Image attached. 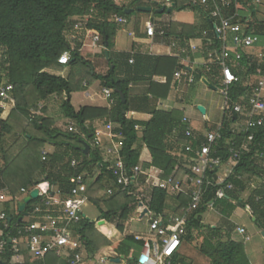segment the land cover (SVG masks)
Here are the masks:
<instances>
[{
  "label": "trees",
  "instance_id": "1",
  "mask_svg": "<svg viewBox=\"0 0 264 264\" xmlns=\"http://www.w3.org/2000/svg\"><path fill=\"white\" fill-rule=\"evenodd\" d=\"M146 1L144 3L143 0H133L128 6H118L114 0H0V86L12 84L13 98L16 101V108L7 120L1 118L3 111L0 108V192H7L10 197V200L0 203V212H4L8 217L10 230L6 231V234H10V237L17 236V228L22 227L25 214L29 209L41 204L44 199L39 198L25 211L20 212L19 207L22 203L17 202V196L23 189L30 190L43 183L57 187L62 201L72 197L73 190L78 188L80 193L88 197L89 202L101 211L98 221L93 222L83 218L74 227V231L83 240L86 251L93 255L101 246H111L112 243L106 237L112 239L117 236L106 223L100 224L99 221L105 220L113 224L120 233L124 234L126 223L141 201H144L150 211L157 216L166 214L172 203L177 206L176 214H182L183 209H187L191 201L188 194L182 193L172 197L168 192L157 187L151 189L147 201L139 200L135 192L137 188L134 186L124 192H116L108 199L99 200L97 194L92 195L94 189L97 187L94 192L97 193L104 190L107 184L114 185L118 173L114 164L104 160L99 148L91 149L87 155L82 146L85 139L89 141L95 137L96 129L89 123L108 117L109 121L118 126L114 133L123 139L120 156L130 172L140 166L142 151V148L138 147L140 143L147 146L152 157L151 162L143 164L144 171L156 168L163 172L161 180L174 176L176 181L184 173L191 171L189 167H192L193 163L186 159L184 153V145L190 141L185 135L186 126L182 123L181 112L155 109L148 122L127 118V113L130 111L128 99L132 83H150V95L157 102L166 100L172 91L176 73L185 67L177 57L138 56L131 64V55L113 54L111 52L114 47L113 41L116 32L120 30L116 18H130L138 7L143 4L150 7L152 3L157 5V11L153 12L159 16L165 15L169 10L200 12L206 17L210 26L208 33L212 42L210 50L221 49L223 46L222 39L216 34L219 22L210 17L212 5L194 4L193 0H172V4L176 6L168 8L161 4L160 0ZM231 1V8L224 11L225 16L231 17L238 13L233 23L240 24L246 35H255L264 39V21L252 19L244 13L247 10L255 15L254 0H238V8L235 7L236 0ZM161 9L165 11L159 13ZM127 10L133 11L127 15ZM75 18H89V20L83 24L82 29L76 30V23L73 21ZM89 32L100 37L103 46L109 52V62L113 68L111 67L106 75L92 76L89 72L86 77L88 80L100 81L103 89L112 90L114 104L109 113L89 107L77 112L70 101H66L63 105L64 113L67 118L75 122L78 133L61 132L59 129L51 128L43 118H32L31 104L47 100L54 95L67 94L70 97L80 91L73 78L57 77L49 70L69 66L71 62L73 66L78 63L87 66L88 62L81 58L80 50ZM164 32H166L164 39H179L183 47L186 46V42L198 37L196 28L185 24L171 23ZM241 52L242 59L238 65H232L234 74L240 77V82L233 84L229 89L221 138L212 148L213 157L220 159L221 163H230L233 166V174L225 185L232 184L235 189L227 192L226 198L222 200L216 198L218 187H211L208 190L199 207L188 214L187 235L183 238V242L191 243L195 238V232H202L204 228L202 216L208 211V206L212 202L221 206L222 213L228 217L235 214L239 208L247 210L256 219L258 227L264 230V167L261 165L263 163L261 155L264 154V127L256 131L255 140L250 143L241 160L233 161L229 153L234 139L231 125L239 121L234 109L236 105L242 103V98L251 95L253 90L251 80L264 76V65H259L246 50ZM65 53L70 56L69 65L59 63V59ZM119 62L126 64L124 77L118 74ZM197 73L199 80L205 77L214 86L220 87L218 66H214L211 72L203 66L202 69L197 70ZM156 76L166 78V83L154 82L153 78ZM120 93L125 96V103ZM215 130L217 128H210L207 132ZM12 134L19 137L10 147H6L5 138ZM203 136L204 134H198L201 140L195 142V149L203 143ZM237 142L238 146H241L243 138L238 139ZM50 144L55 145L56 152L47 155L44 160L43 151ZM75 146H79V149ZM72 152L77 153L78 156L75 166L71 164L74 158ZM95 169L99 170L100 174L91 187V180L96 176ZM215 172L217 169L210 174L214 175ZM254 178L263 182L255 186L251 182ZM79 179L83 180V185L87 189L82 190L83 186L77 184ZM147 181L143 176L140 178V184H145ZM247 192L250 195L245 200L244 196ZM231 200L238 204L233 205L230 203ZM96 224L97 229L106 237L97 231ZM210 231L215 236L222 234L221 229L218 228L211 227ZM212 237L205 238L200 248L201 253L211 260V264H250L243 243L229 238L226 242L223 239L214 242ZM143 246V241L130 236L116 251L126 259L127 264H137ZM12 248L8 238L6 251L0 255V262L11 264L15 255ZM19 252L25 257V264H65L54 253H49L43 260L33 259L25 245L20 246ZM172 264L187 263L180 261L176 255L172 259Z\"/></svg>",
  "mask_w": 264,
  "mask_h": 264
},
{
  "label": "built area",
  "instance_id": "2",
  "mask_svg": "<svg viewBox=\"0 0 264 264\" xmlns=\"http://www.w3.org/2000/svg\"><path fill=\"white\" fill-rule=\"evenodd\" d=\"M167 6L172 5V0H165ZM194 4H201L203 6L212 5L213 10L210 17L219 22L216 28V34L222 39L223 46L221 49L207 50L205 54L208 60L204 62V67L208 72L212 71L214 66L220 68L221 81L220 93L226 99V106L229 101V89L233 84L240 82V77L234 74L232 65H238L242 59V52L251 49L261 42V39L255 35H246L242 26L238 23L234 24L233 21L238 17V13L230 16H225L224 11L230 9L232 6L231 0H193ZM235 7L238 8V0H236ZM118 24H126L127 20L124 18H117ZM85 22H78L75 24V29L80 30L83 28ZM156 27L154 24L147 26V34L150 37L156 35ZM165 30L160 31L159 36L164 37ZM231 36L232 43L235 46V51H232L227 43L228 37ZM100 42V37L94 38V44ZM212 46V42H209ZM196 51V47H191ZM186 53V50L182 51ZM259 65H264V54L259 56ZM61 65H69L70 56L65 53L60 59ZM133 63V60L130 61ZM176 81L180 84L187 80L188 84L195 82V76L189 70H181L175 75ZM219 88V87H218ZM14 86L12 84H4L0 86V108L4 103L12 100ZM105 95L114 104L113 91L109 89L104 90ZM245 104V105H244ZM235 113L238 114V122L232 123L231 128L234 134V139L229 148V153L233 161L241 160L244 152L249 149L250 143L255 140L256 131L264 127V76L259 78L256 85L248 98H242V103L236 105ZM226 111V107L225 110ZM183 125L186 126L185 135L190 142L184 145L185 156L189 162L193 163L189 173H184L179 180H175L174 176L167 180H160L153 184V187L160 188L168 192L171 196H178L179 194H188L191 201L187 209H183L182 214L176 215H155L150 222V232L153 234L152 239L145 241L137 264H172V259L179 252L183 244V238L187 235L188 214L196 210L201 204L203 197L211 187H218L216 191V198L222 200L226 198V193L233 191L234 185H225L227 179L233 174V166L230 163H221L220 159L213 157V146L221 138V130L223 124L217 127V130L207 132L203 136V143L194 148L195 142H199L198 135L195 134L191 121L184 118ZM69 132L78 133L76 126L72 125ZM243 138L241 146H238V139ZM119 147H114L109 150V154L116 157L115 168L118 173L117 180L115 181L114 188L108 189L106 195L111 197L116 192H124L128 188L140 185V178L146 177L147 174L140 166L136 167L133 172L129 171L120 156ZM47 153L44 152V157ZM264 162V154L261 155ZM45 160V158H44ZM75 163V162H74ZM73 164L75 166L76 164ZM224 164L231 166V171L227 178L219 176L218 171ZM217 172L214 175L210 173ZM148 183V181H147ZM78 185L83 186L81 179L77 182ZM146 184V183H145ZM44 185H38L30 190L23 189L21 193L29 196V194L38 189L40 192L39 198H44L41 204L32 208L31 217L34 215V221L23 220L22 227L17 228V236L10 237L6 231L10 230V225L7 222V215L0 212V255L6 251L9 242L13 246L14 257L21 256L19 253L20 246L25 245L28 249L29 255L33 259H44L49 253H54L58 258L65 261V264H86L85 253L86 247L81 237L74 231L84 217L83 207L87 203L88 198L80 193L78 188L72 192V197L62 201L59 197V191L53 190L50 184L46 188ZM84 190V189H82ZM140 198L138 190L135 191ZM10 200L4 196L0 197V202ZM16 200H18L16 198ZM232 202V200H231ZM140 204H144L141 201ZM209 209L214 208V202L209 206ZM238 233L245 236L246 230L239 228ZM13 257V258H14ZM12 258V259H13Z\"/></svg>",
  "mask_w": 264,
  "mask_h": 264
},
{
  "label": "crops",
  "instance_id": "3",
  "mask_svg": "<svg viewBox=\"0 0 264 264\" xmlns=\"http://www.w3.org/2000/svg\"><path fill=\"white\" fill-rule=\"evenodd\" d=\"M115 3L118 6H128L132 3L133 0H114ZM151 2L152 0H147ZM166 7L167 4L164 3ZM173 5V4H172ZM257 5L262 6L261 8H258ZM140 7H148L145 6L144 4ZM173 7V6H172ZM253 7L255 11V15H253L249 11H244V13L252 18L256 19L258 21H264V0H254L253 1ZM133 11V10H131ZM191 11V10H187ZM194 12V11H191ZM169 16H162L160 19H152L150 22H147L144 27L142 25V19L139 17H136L134 20V25L132 28H130L131 25V18H124V17H117V18H124L127 20L126 24H118L120 26V30L116 32V36L114 38V47L111 50L113 54H119V53H125L131 55V60L135 59L138 56H170V57H177L180 59L181 64L185 67L183 70H190L193 75L195 76V82L193 84H188L187 80H184L181 84L174 80L172 91L166 100H160L156 101L152 95H150L149 90H150V83L147 82H138V83H132L130 85V95H129V112L127 113V118L129 120H135L138 122H148L151 120L152 115L151 113L157 109L161 111H167L171 112L174 110H177L181 112L183 115L182 122L184 118L188 117L184 114V108L182 106H178L181 100V94L184 92V89L188 86L194 85L197 82H203V80H207L210 84H212L208 79L205 77L201 78L200 80L198 79L197 75V70H200L204 66V62L208 60L207 55L205 52L207 50H210L209 42L210 38L208 37L209 33V25L207 24L206 17L203 18H198L197 16H189L186 19H184L179 12L177 14L174 13V11L169 12ZM202 14V13H201ZM133 15V14H132ZM203 15V14H202ZM132 17V16H131ZM116 18V19H117ZM163 18H168L167 22H163L161 19ZM89 18L81 19V18H75L73 21L75 23L78 22H86L88 21ZM171 23H178V24H185V25H190L194 26L196 28L198 37L191 39L189 42H186V46L183 47L181 45V42L179 39L176 38H171L170 40H166L163 37L159 36L160 31L166 30V28L169 27ZM150 24H154L156 27V35L154 37H150L147 34V26ZM181 31V30H180ZM98 36L95 33L89 32L86 35L85 41L83 43L82 49L80 50V56L81 58L88 62V65L85 66L83 64H76L72 65V62L70 63L69 66H63L60 67L58 70H55L58 73L57 77H63L65 79L73 78L75 80L76 85L80 87V91L73 93L70 97L67 94L64 95H54L48 98L47 100L39 101L38 103H34L33 105L31 104L30 108V115L32 118H43L44 120H47V123L51 128L60 130L61 132H69V128L74 125L76 126L75 122L70 120L69 118L66 117L65 113L59 111V105L60 102H66L70 101L71 105L73 108L78 112L82 108L89 107V108H94L98 110H105L108 113L111 112L113 104L111 103L110 99L107 98V96L104 93V90L101 87V82L100 81H92L87 79V74L90 72L91 75L93 76L94 74L97 75H106L108 71L111 68V63L109 62V56L106 55V53L109 54L107 48H105L102 44V41L100 39V42L98 44H94V38ZM127 40V41H126ZM228 47L232 50L235 51V46L232 43L231 36L228 37ZM191 47H196L197 50L193 51ZM186 50V53H183L182 51ZM247 53L251 54L254 58L255 61L259 62V55L264 54V39H261V42L254 46L251 49L246 50ZM195 57V59H193ZM130 60V61H131ZM120 64V62H119ZM126 64L121 63L118 69V74L120 77H124L125 73L124 70L126 69ZM69 70V71H68ZM77 71L79 74L76 76L74 73ZM181 71V70H180ZM50 72V70H49ZM52 74V73H51ZM57 74V73H56ZM73 76V77H72ZM75 77V78H74ZM220 75V79H221ZM259 78H254L251 80V85H256L258 82ZM153 81L158 83V84H165L166 83V78L164 77H159L156 76L153 78ZM204 83V82H203ZM205 84V83H204ZM206 85V84H205ZM213 85V84H212ZM207 86V85H206ZM214 86V85H213ZM209 87V86H207ZM216 87V86H215ZM210 88V87H209ZM218 90V87H216ZM212 89V88H211ZM214 90V89H213ZM225 98V97H224ZM63 103V105H64ZM225 107H226V99H225V104L222 107V121L219 122L218 124H209L208 120V114L205 109V113H203L201 110V123L199 126H195L192 124V128L195 132L196 135L198 134H206L207 130L210 128H217L221 124L224 123V116H225ZM2 108V119L7 120L10 115L12 114L13 110L16 108V102L14 101V98L12 97V100L9 102L4 103V105L1 107ZM164 108V109H162ZM62 110L63 106H62ZM190 120V119H189ZM191 121V120H190ZM90 126L94 127L96 129L95 131V137L93 140H87L85 139L84 143H82V146L84 147V150L86 149V146L88 145L91 149H95L96 147L100 149L102 152V155L104 157V160L106 162H111L114 164L116 163V157L109 154V150L113 149L114 147H119L121 149L122 147V137L119 135H116L114 133V130L118 127L116 124L112 123L111 121L108 120V117L104 118H99L95 120L94 122L89 123ZM78 129V127L76 126ZM142 129H140L141 131ZM13 139L16 141L18 139L17 135L12 134ZM85 138V137H84ZM138 147L142 148L141 150V157H140V167L143 168V164L149 163L152 161L151 153L149 149L147 148L146 145L140 143ZM76 149H79V146H75ZM44 152L47 153V155L53 154L56 152V147L53 144L48 145L44 151H43V156ZM88 153V154H89ZM86 154V153H85ZM87 154V155H88ZM78 156H74L73 162L76 163ZM45 158V157H44ZM71 163V164H72ZM74 163V164H75ZM73 165V164H72ZM231 171V166L229 164H224L220 167L218 174L222 178H227ZM95 174L99 175L100 171L95 169ZM148 183L146 184H140L137 187V190L139 192L140 198H143L144 200H149L150 197V191L152 188H154L152 185L157 183L158 181L161 180V177L163 175V172L161 170H158L156 168H151L146 172ZM82 180V179H81ZM83 181V180H82ZM49 183H43L42 188H46ZM107 184V182H106ZM115 184V183H114ZM112 185V184H111ZM53 190L57 191V187H52ZM115 189L114 185H112L109 189ZM83 189H87L85 185H83ZM108 189L106 190L107 193ZM3 194L4 192H0ZM103 194V197H108L107 195ZM21 194V202H23V199L27 197L26 195ZM106 195V196H105ZM171 196V195H170ZM172 197H176L172 196ZM88 198V197H87ZM87 203H90L89 200ZM87 203L84 205V207L87 205ZM233 205H237L238 202L230 201ZM176 204L172 203L170 205V210L166 213L168 215H176L175 210L177 206ZM83 207V208H84ZM150 209L144 204L143 207L140 206V204L137 206L136 210L130 217L129 221L126 223V230L124 234L120 233L115 226L113 225L112 230L117 234L118 240L113 241V239H109L106 237L104 234H102L98 229V232L105 236L111 243H114V250L111 251H100L105 257L103 258V264H106L109 262V259H111V263L113 264H127L126 259L123 256H120L118 252L116 251L119 247V245L127 238L130 236H135L139 240L143 241H149L152 239L153 236H150L148 239L141 237L138 233L133 231L132 229V222L134 221V216H138L137 222H143L145 218H150L149 219V224L151 220L153 219L152 217L155 215L152 211H150V215H146L144 218L142 217V214L145 209ZM210 210H216V215H218V219L216 221H223V222H229L230 224L232 223V219L235 216V214L231 216H225L222 213L223 208L221 206L215 205L214 203V208L209 209ZM207 211V212H208ZM206 212V213H207ZM246 213L250 214L247 210H245ZM84 213V212H83ZM205 213V214H206ZM236 213V212H235ZM180 215V214H179ZM251 215V214H250ZM252 216V215H251ZM86 218V216L84 215ZM155 217V216H154ZM27 216L24 217L26 219ZM152 218V219H151ZM254 218V217H253ZM254 221L256 222V219L254 218ZM106 224L108 222L106 221ZM202 224H204L203 221V216H202ZM232 225V224H231ZM213 228H217V226L212 225ZM97 228V224H96ZM239 228H244L246 230V237L249 238V241H246L245 236H242L238 233ZM263 229L260 230L261 235L263 233ZM236 234L242 237V241L238 242L237 240L233 239V241L238 242V243H246L251 241V237L248 236L247 234V229L243 225H237L236 229L234 231ZM233 233V236L234 234ZM149 235H150V229H149ZM263 237V235H262ZM264 238V237H263ZM245 246V244H244ZM141 253V252H140ZM97 254V252L95 253ZM94 254V255H95ZM247 254V253H246ZM140 256V254H139ZM180 256V252H178L177 257ZM60 259V258H59ZM116 259H121V263H116L114 260ZM38 260H43V259H38ZM62 260V259H61ZM64 263L65 261L62 260ZM11 264H25V257L24 256H17L14 257L11 260ZM251 264V263H250Z\"/></svg>",
  "mask_w": 264,
  "mask_h": 264
},
{
  "label": "rangeland",
  "instance_id": "4",
  "mask_svg": "<svg viewBox=\"0 0 264 264\" xmlns=\"http://www.w3.org/2000/svg\"><path fill=\"white\" fill-rule=\"evenodd\" d=\"M144 3L146 0H143ZM147 2V1H146ZM161 4L165 3V0H160ZM173 5L168 6V8H171ZM258 8H261L262 6L257 5ZM153 8V11L156 10L157 11V5H155V3H152L151 6ZM178 11H174L175 14H177ZM180 15L186 19L189 16H197L198 18H204V16L200 13V12H191V11H183V12H179ZM166 16H169V11L165 14ZM164 16V15H163ZM136 17H139L142 19V25L144 27V25L147 22H150L152 19L156 20V19H160V17L157 15L155 12H151V13H142V12H138L135 11L132 15L131 20V25L130 28H132V26L134 25V20L136 19ZM163 22H167L168 18H163L161 19ZM127 41V40H126ZM113 68V65L111 66ZM69 71V70H68ZM75 72V71H74ZM50 73L54 74V75H58L59 72L55 71V70H50ZM57 73V74H56ZM76 76L79 74L77 71L74 73ZM181 100L182 102L179 103L178 106H182V108H184V114L188 117V119L191 120L192 124L195 126H199L201 121V112H200V107H203L206 109L207 114H208V120H209V124L211 126V124H218L219 122L222 121V107L225 104V98L224 96L220 93V87L218 88L217 91L207 87L203 82H197L194 85L191 86H187L184 89V92L181 94ZM16 102V101H15ZM64 102H60L59 105V111L61 112V114L64 112L62 110V106H63ZM164 109V108H162ZM199 124V125H198ZM6 147H10L15 140L13 139L12 135H8L6 136ZM73 156H77V153L72 152L71 153ZM262 167H264V162L261 163ZM98 175V174H97ZM97 175L94 176V178L91 180L92 182L90 183V186L93 187L97 178ZM251 182H253V184L255 186L260 185L263 181L261 179L258 178H254L253 181L251 180ZM106 185V183H105ZM112 185L111 184H107L104 188V190H101V192H96V189H94L93 194L92 195H96V197L99 200L102 199H108L109 197H103V194L106 193V190L109 189ZM9 194L7 192H4L3 194L1 193V196H4L6 198H9L8 196ZM250 193H246L244 196V199L247 200L249 197ZM106 196V195H105ZM17 202H21V194H19L17 196ZM1 203V202H0ZM106 209V207H102V209ZM83 212L84 215L86 216V218L90 219L93 222H96L99 220L100 218V210L92 203H87V205L83 208ZM155 216V215H154ZM154 216L152 218H154ZM35 216L32 215L31 217H27L26 220L27 221H33L35 218ZM218 215H216V210H210L208 211L206 214L203 215V221H204V228L202 230L201 233L195 232L194 234V240L190 242H183L181 248L179 249L180 252V256H179V260L182 261L183 263H187V264H211V260L203 255L201 253L200 248H202L203 244H204V240L205 238H213L214 242H218L219 239H223V241H228L229 239L233 240H237L238 242L242 241V237L239 236L238 234H236L234 231L236 229L237 225H243L245 226V228L247 229V234L248 236L251 237V241L250 242H246L244 249L246 250L248 259L250 261L251 264H264V238L261 235L260 232V228L258 227L257 223L254 221V218L245 212V210L243 208H239L236 213L235 216L232 219V225L229 222H223V221H216L218 218ZM137 218L138 216H134V221L132 222V229L133 231H135L136 233H138L141 237L143 238H149L150 236H152L153 234L150 232L149 235V229H150V224H149V219L150 218H145V220L143 222H137ZM151 218V219H152ZM109 228H113V225L111 223L107 224ZM212 225L217 226L218 229H221L222 234L221 236H215L211 231L210 228L212 227ZM97 229V228H96ZM98 231V230H97ZM233 233L234 236H233ZM229 238V239H228ZM113 241H117L118 237H114L112 238ZM114 246L115 244L112 243L111 246H107V247H103L101 246L98 250H97V254L93 255L91 254L89 251H86L85 253V263L86 264H103L105 262H103V258L105 257V255H103L100 251H111L114 250ZM138 255V252L136 253ZM106 264H113L111 263V259H109V262H107Z\"/></svg>",
  "mask_w": 264,
  "mask_h": 264
},
{
  "label": "water",
  "instance_id": "5",
  "mask_svg": "<svg viewBox=\"0 0 264 264\" xmlns=\"http://www.w3.org/2000/svg\"><path fill=\"white\" fill-rule=\"evenodd\" d=\"M175 6H176V5L173 4V7H175ZM137 11H138V12H142V13H151V12H153V8H152V7H138V8H137ZM164 11H165V9H161V10H159V13H163ZM170 11H171V10H169V12H170ZM126 14H127V15L131 14V10H127V11H126ZM106 55L109 56L108 53H106ZM203 82H204L207 86H209L210 88H212V89H214V90L217 89L215 86H213L212 84H210L207 80H203ZM120 96H121V99H122L123 103H125V102H126L125 96H124L122 93H120ZM200 110H201L203 113H205V109H204L203 107H200ZM89 151H90V147L87 145V146H86V149H85V153L88 154ZM39 196H40V192H39V190H38V189L33 190V191L29 194V196H27V197H25V198L23 199V202H22V204H21L20 207H19V211H20V212L25 211L29 205H31L34 201H36V200L39 199ZM140 206L143 207L144 204H140ZM30 213H32V209H29V211L25 214V216L29 217V216H30ZM146 215H150V211H149L147 208L144 210V212H143V214H142V217L144 218ZM22 220H23V219H21V221H22ZM87 220H90V219L87 218ZM98 223L103 224V223H106V221H105V220H102V221H99ZM262 235H263V237H264V231H263ZM114 261H115L116 263H121L122 260H121V259H116V260H114ZM0 264H5V263H4V262H0Z\"/></svg>",
  "mask_w": 264,
  "mask_h": 264
},
{
  "label": "bare ground",
  "instance_id": "6",
  "mask_svg": "<svg viewBox=\"0 0 264 264\" xmlns=\"http://www.w3.org/2000/svg\"><path fill=\"white\" fill-rule=\"evenodd\" d=\"M45 187V186H44Z\"/></svg>",
  "mask_w": 264,
  "mask_h": 264
}]
</instances>
